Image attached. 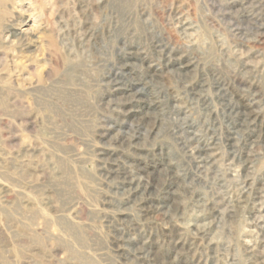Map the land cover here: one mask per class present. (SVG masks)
<instances>
[{
	"label": "rangeland",
	"instance_id": "1",
	"mask_svg": "<svg viewBox=\"0 0 264 264\" xmlns=\"http://www.w3.org/2000/svg\"><path fill=\"white\" fill-rule=\"evenodd\" d=\"M0 264H264V0H0Z\"/></svg>",
	"mask_w": 264,
	"mask_h": 264
},
{
	"label": "bare ground",
	"instance_id": "2",
	"mask_svg": "<svg viewBox=\"0 0 264 264\" xmlns=\"http://www.w3.org/2000/svg\"><path fill=\"white\" fill-rule=\"evenodd\" d=\"M24 30H25V29H24ZM26 31H27V29H26ZM18 32H19V31H17V33H18ZM23 33H24V32H23ZM23 36H24V35H23ZM251 102H252V101H251ZM143 104H144V103H143ZM148 107H149V106H148ZM152 107H153V106H152ZM148 109H149V108H148ZM247 112H248V111H247ZM132 113H134V112H132ZM132 113H131V114H132ZM148 113H150V112H148ZM254 113H255V112H254ZM247 114H248V113H247ZM250 117H251V116H250ZM254 117H255V116H254ZM142 120H143V119H142ZM153 122H154V121H153ZM153 128H154V127H153ZM227 141H228V140H227ZM230 146H231V145H230ZM243 153H244V152H243ZM244 156H245V155H244ZM248 158H249V157H248ZM244 161H245V160H244ZM246 162H247V161H246ZM243 166H244V165H243ZM142 169H143V168H142ZM126 173H127V172H126ZM126 173H125V174H126ZM143 173H144V172H143ZM146 173H147V172H146ZM127 174H128V173H127ZM146 175H147V174H146ZM141 176H142V174H141ZM147 176H148V175H147ZM147 176H146V177H147ZM128 177H130V176L128 175ZM146 177H145V178H146ZM125 178H126V177H125ZM139 178H140V176H139ZM141 178H144V177H141ZM153 178H154V177H153ZM150 179H151V178H150ZM135 180H136V179H135ZM144 180H145V179H144ZM131 181H132V180H131ZM142 182H143V181H142ZM147 182H148V181H147ZM150 182H151V181H150ZM126 183H127V182H126ZM138 184H139V183H138ZM145 184H146V183H145ZM248 184H249V183H248ZM135 185H136V184H135ZM153 185H154V184H153ZM153 185H152V186H153ZM139 187H140V186H139ZM147 187H148V186H147ZM150 187H151V186H150ZM140 190H141V189H140ZM146 190H147V189H146ZM256 193H257V192H256ZM134 194H135V193H134ZM166 195H167V194H166ZM167 196H168V195H167ZM256 197H257V196H256ZM239 198H240V197H239ZM169 199H170V198H169ZM241 199H242V198H241ZM167 200H168V198H167ZM238 200H239V199H238ZM244 200H245V199H244ZM253 201H254V200H253ZM150 202H151V201H150ZM173 204H174V202H173ZM212 213H213V212H212ZM230 215H231V214H230ZM195 230H196V229H195ZM199 233H200V232H199ZM201 233H202V232H201Z\"/></svg>",
	"mask_w": 264,
	"mask_h": 264
}]
</instances>
